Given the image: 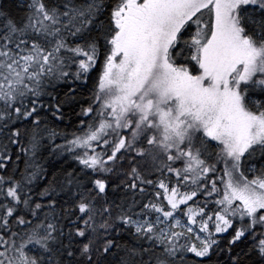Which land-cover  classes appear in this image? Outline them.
I'll return each mask as SVG.
<instances>
[{"label":"snow or ice","instance_id":"1","mask_svg":"<svg viewBox=\"0 0 264 264\" xmlns=\"http://www.w3.org/2000/svg\"><path fill=\"white\" fill-rule=\"evenodd\" d=\"M15 9L0 5V264H264V0Z\"/></svg>","mask_w":264,"mask_h":264},{"label":"trees","instance_id":"2","mask_svg":"<svg viewBox=\"0 0 264 264\" xmlns=\"http://www.w3.org/2000/svg\"><path fill=\"white\" fill-rule=\"evenodd\" d=\"M17 2H18V0H0V5L4 6L5 8H11L13 10V13L15 14V12H16L15 4ZM96 76H97V72L91 73L92 79L89 82L90 87H91V84L94 82ZM73 86L75 87V85H73ZM87 94L88 93L85 92L83 94V96L86 97ZM74 107H75V111H72L69 108H65V112L67 113V115L65 116L64 120L62 122H56V124L54 125L58 131L71 133V132L76 130L75 126L78 125V123H79V121L76 119V113L79 112V105H76ZM57 143H62V141L58 139ZM67 161H68V163L74 165V162L72 161L71 157H67ZM237 226H239L238 222H237ZM230 236H231V230L228 234H223L221 236V247L224 246L227 239H230ZM240 247H244L243 243L240 244ZM237 250H239V249H237ZM189 259L193 261V264H197V258L192 257L191 254H189ZM224 260H225V257L223 255L213 256V264H216L217 261H219L220 264H224ZM205 264H208V262L205 261Z\"/></svg>","mask_w":264,"mask_h":264}]
</instances>
